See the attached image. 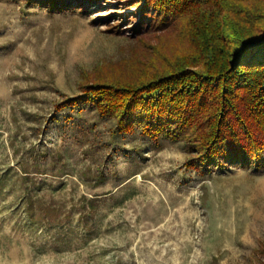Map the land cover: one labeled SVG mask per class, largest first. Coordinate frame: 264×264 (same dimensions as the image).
I'll return each instance as SVG.
<instances>
[{
	"label": "rangeland",
	"instance_id": "rangeland-1",
	"mask_svg": "<svg viewBox=\"0 0 264 264\" xmlns=\"http://www.w3.org/2000/svg\"><path fill=\"white\" fill-rule=\"evenodd\" d=\"M62 1L0 0V264H264V168L189 169L185 141L59 111L182 69V28L141 29L140 0Z\"/></svg>",
	"mask_w": 264,
	"mask_h": 264
},
{
	"label": "trees",
	"instance_id": "trees-1",
	"mask_svg": "<svg viewBox=\"0 0 264 264\" xmlns=\"http://www.w3.org/2000/svg\"><path fill=\"white\" fill-rule=\"evenodd\" d=\"M137 2L141 29L181 27L193 54L174 73L85 87L59 111L85 106L112 118L114 141L135 129L155 140L185 141L193 154L189 169L264 168V0Z\"/></svg>",
	"mask_w": 264,
	"mask_h": 264
}]
</instances>
